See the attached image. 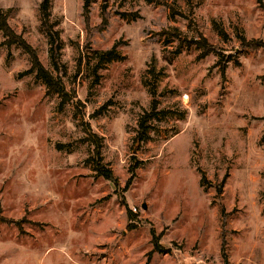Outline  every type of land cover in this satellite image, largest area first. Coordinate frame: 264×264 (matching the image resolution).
Returning <instances> with one entry per match:
<instances>
[{
  "label": "rangeland",
  "instance_id": "374dc122",
  "mask_svg": "<svg viewBox=\"0 0 264 264\" xmlns=\"http://www.w3.org/2000/svg\"><path fill=\"white\" fill-rule=\"evenodd\" d=\"M101 1L86 28L83 0H50L57 67L41 0H0L73 97L0 31V264H264V0H108L99 30Z\"/></svg>",
  "mask_w": 264,
  "mask_h": 264
},
{
  "label": "trees",
  "instance_id": "16d2710c",
  "mask_svg": "<svg viewBox=\"0 0 264 264\" xmlns=\"http://www.w3.org/2000/svg\"><path fill=\"white\" fill-rule=\"evenodd\" d=\"M83 15L84 20L86 23V28L89 27V3L90 0H83ZM49 2L50 0H41L39 4V15H40V23L47 35L50 39V54H51V60L54 64V66H57L58 59H59V50L61 48V39L59 36L58 30L54 29V23L50 21L49 18ZM108 0H102L101 1V20L99 22V25L97 26L99 30L106 27L108 24V16L109 11L107 10ZM0 31L2 33V36L4 37L3 43L7 46H10L11 44H16L22 50H24L29 55L30 60V68L29 71H36V74L38 77L42 78L44 82L47 84L48 91H55L59 96H61L63 101L72 100V91L66 89L62 79L60 76L53 75V73L46 68L42 61L40 60V57L38 55V52L36 48L31 45L25 37L22 36L21 33L16 32L12 26L9 24L8 21V12L0 8ZM176 37H179L178 34H173ZM181 41H185V38H182ZM257 41L252 39L249 41V45H257ZM80 63L81 59L79 58L78 64H77V70H80ZM152 93V101L151 105L149 106L148 110H145L142 115L138 119V130L134 136L135 142H144L149 140V131L151 129V126L149 124V121L153 115L157 114L158 112L164 111V108H158L157 102L154 98L155 96V89L154 87L151 88ZM75 104L77 105V108H80L79 105H81V101L79 99L75 100ZM89 141L94 145V151L95 156H93V166L95 169H97V172L102 175L104 178L111 180L115 185H118L117 178L113 175V172L110 168H108L105 164L102 162V155H101V137H99L97 134L91 133L88 135ZM140 162L136 161L134 164H132L129 168V171L131 172L130 177L127 179L125 188L126 189L134 177L135 169L138 166ZM204 181V179H203ZM221 189V186H219V190ZM128 218L129 220L133 219V213L130 209L127 210ZM221 222L222 226L225 224V209L222 206L221 208ZM0 220H4L3 217H0ZM153 243H154V249L161 251V246L159 244V234L156 236H153Z\"/></svg>",
  "mask_w": 264,
  "mask_h": 264
}]
</instances>
